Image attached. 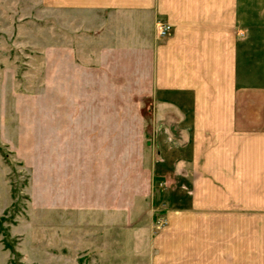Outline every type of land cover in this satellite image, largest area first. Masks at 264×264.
I'll return each mask as SVG.
<instances>
[{
  "label": "rangeland",
  "instance_id": "rangeland-1",
  "mask_svg": "<svg viewBox=\"0 0 264 264\" xmlns=\"http://www.w3.org/2000/svg\"><path fill=\"white\" fill-rule=\"evenodd\" d=\"M53 26L49 0H0V264H264V213H196L157 245L162 103L144 70L83 68Z\"/></svg>",
  "mask_w": 264,
  "mask_h": 264
},
{
  "label": "crops",
  "instance_id": "crops-1",
  "mask_svg": "<svg viewBox=\"0 0 264 264\" xmlns=\"http://www.w3.org/2000/svg\"><path fill=\"white\" fill-rule=\"evenodd\" d=\"M49 6L57 38H68L60 50L82 53L83 68L144 70L152 98L162 103L152 159L165 184L163 251L195 228L193 214L209 211L218 229L235 214L264 213V0ZM159 23L170 25L165 35Z\"/></svg>",
  "mask_w": 264,
  "mask_h": 264
},
{
  "label": "built area",
  "instance_id": "built-area-1",
  "mask_svg": "<svg viewBox=\"0 0 264 264\" xmlns=\"http://www.w3.org/2000/svg\"><path fill=\"white\" fill-rule=\"evenodd\" d=\"M170 29V25L169 24H166V23H159L157 25V32L158 34L161 36V35H165L168 30Z\"/></svg>",
  "mask_w": 264,
  "mask_h": 264
}]
</instances>
